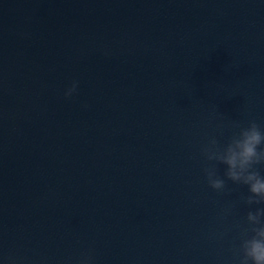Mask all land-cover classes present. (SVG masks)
<instances>
[{"label":"water","instance_id":"water-1","mask_svg":"<svg viewBox=\"0 0 264 264\" xmlns=\"http://www.w3.org/2000/svg\"><path fill=\"white\" fill-rule=\"evenodd\" d=\"M253 120L264 0H0V264H238Z\"/></svg>","mask_w":264,"mask_h":264},{"label":"clouds","instance_id":"clouds-1","mask_svg":"<svg viewBox=\"0 0 264 264\" xmlns=\"http://www.w3.org/2000/svg\"><path fill=\"white\" fill-rule=\"evenodd\" d=\"M77 88L76 82L65 92L70 97ZM237 127H239L237 125ZM264 131L254 120L240 128L226 146L221 147L215 138L201 149L208 161L225 165L224 176L236 184L246 185L250 195L244 197L248 205L264 204V175L256 168L264 165ZM208 185L216 191L225 189V180L216 172L215 166L204 169ZM264 208L247 213L249 228L244 229L237 249L238 264H264ZM251 233V235H249ZM81 264H87L86 261Z\"/></svg>","mask_w":264,"mask_h":264}]
</instances>
